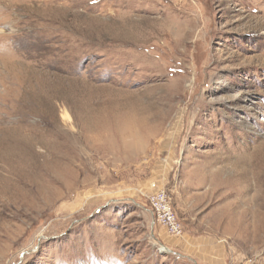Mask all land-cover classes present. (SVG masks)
<instances>
[{
  "label": "rangeland",
  "instance_id": "1",
  "mask_svg": "<svg viewBox=\"0 0 264 264\" xmlns=\"http://www.w3.org/2000/svg\"><path fill=\"white\" fill-rule=\"evenodd\" d=\"M0 264H264V0H0Z\"/></svg>",
  "mask_w": 264,
  "mask_h": 264
},
{
  "label": "built area",
  "instance_id": "2",
  "mask_svg": "<svg viewBox=\"0 0 264 264\" xmlns=\"http://www.w3.org/2000/svg\"><path fill=\"white\" fill-rule=\"evenodd\" d=\"M167 187L160 182H153L147 193L150 210L156 223L161 225L172 237H182L184 225L179 219ZM168 248H165L167 250Z\"/></svg>",
  "mask_w": 264,
  "mask_h": 264
},
{
  "label": "bare ground",
  "instance_id": "3",
  "mask_svg": "<svg viewBox=\"0 0 264 264\" xmlns=\"http://www.w3.org/2000/svg\"><path fill=\"white\" fill-rule=\"evenodd\" d=\"M67 118V117H66ZM68 125V124H67Z\"/></svg>",
  "mask_w": 264,
  "mask_h": 264
}]
</instances>
